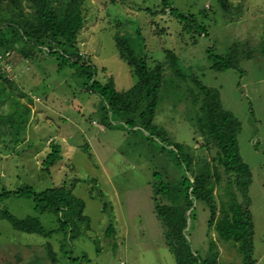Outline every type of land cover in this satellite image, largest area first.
Returning a JSON list of instances; mask_svg holds the SVG:
<instances>
[{
	"label": "rangeland",
	"instance_id": "374dc122",
	"mask_svg": "<svg viewBox=\"0 0 264 264\" xmlns=\"http://www.w3.org/2000/svg\"><path fill=\"white\" fill-rule=\"evenodd\" d=\"M159 1L86 0L87 20L77 39L79 53L95 66L97 79L112 76L116 90L125 91L136 78L119 55L116 36L126 38L137 55L147 56L151 67L164 62L165 50L170 49L177 54L180 67L219 90L223 107L240 122L239 153L252 179L248 190L252 256L261 255L259 264H264V5L260 3L264 0H230L241 4L238 13L244 20L239 24L228 21L218 0H172L173 8L193 14L197 24L206 26L205 35L197 33L195 22L193 29L184 30V23L169 14L170 7L163 10ZM232 44L240 56L239 68L212 69L209 53L225 55ZM4 51L0 47V54ZM9 63L6 72L15 78L18 89L0 105V192L26 186L42 191L65 184L83 200L89 227L81 225L82 233L75 239L65 237L56 231L59 224L54 214L36 212L32 198L12 195L0 202V208L17 218L35 216L47 231L54 232L45 238L17 231L0 219V264H175L154 212L152 191L154 172L168 181L179 177L173 154L147 141L146 132L130 133L120 126L101 124L102 99L83 89L85 79L73 68L58 69L55 60L41 55L36 61H26L13 52ZM163 73L153 122L175 142L187 145L194 160L208 161L211 152L200 147L202 139L187 120V82L175 79L167 64ZM172 80L177 87L170 84ZM29 95L34 101L30 102ZM13 97L19 99L17 108ZM21 104L29 105L30 113L15 138L9 120L17 132L22 112L15 116L23 109ZM50 141L61 145L62 159L47 172L42 163ZM86 144L89 151L84 150ZM209 217V210L198 202L186 228L191 248L204 258L211 240L218 264H242L234 244L208 230ZM46 242L56 261L49 256Z\"/></svg>",
	"mask_w": 264,
	"mask_h": 264
},
{
	"label": "trees",
	"instance_id": "16d2710c",
	"mask_svg": "<svg viewBox=\"0 0 264 264\" xmlns=\"http://www.w3.org/2000/svg\"><path fill=\"white\" fill-rule=\"evenodd\" d=\"M85 1L0 0V47L5 49L0 55L4 63L10 65L13 52L26 61H36L41 55L55 60L58 69L64 65L73 68L77 76L85 79L83 89L101 97V124L105 127L120 126L130 133L146 132L147 141H155L173 154L172 161L180 172L179 177L168 181L154 172L156 178L152 191L154 212L175 264H218V251L213 241L210 240L209 253L203 258L191 248L187 236L186 228L195 216L198 202L210 212L208 230L214 231L222 241H231L242 257V264H255L252 256L254 229L248 195L252 179L251 171L239 153V120L223 107L219 90L204 85L196 75L180 67L177 54L170 49L165 50L164 62H157L151 67L147 56L137 55L126 38L116 36L119 55L132 68L136 83L130 89L118 91L112 76L105 80L97 79L95 66L81 56L78 49L77 39L87 20ZM218 3L229 17V22L240 19V3L235 5L230 0H218ZM158 5L163 10L170 7L169 14L184 23V30L193 29V14L179 12L173 8L172 0H160ZM196 27L199 35L207 32L205 25L196 23ZM209 58L210 67L214 70L239 68L240 56L235 44L225 55L209 53ZM164 64L168 65L175 79L187 82L185 99L190 105L186 112L190 115L187 120L198 138L202 139L200 147L211 152L208 161L205 158L194 160V156L187 151V145L175 142L163 127L153 122L160 101ZM3 67L2 64L0 105L4 98H12L13 92L18 89L14 84L15 78L9 76ZM173 81L170 84L177 87ZM29 97L30 102L34 101L33 96ZM18 100V97L12 99L16 108L20 105ZM21 105L23 109H18L15 116L17 118V113L22 112V124L17 132L13 120H9L15 138L26 126L24 118L30 113L29 105ZM49 145L50 151L42 163L47 172L50 166L62 159L61 145L53 141ZM89 149L86 144L84 150ZM12 195L30 197L34 200L36 212L54 214L59 224L56 231L62 232L65 237L75 239L82 233L81 225L89 227V218L83 214V200L73 195L72 189L65 184L42 191H35L31 186L15 191L3 190L0 202ZM0 219H6L17 231L45 238L51 237L54 232L47 231L37 217L17 218L6 208H0ZM110 230L111 227L108 228ZM46 245L49 256L56 261L51 244L46 242Z\"/></svg>",
	"mask_w": 264,
	"mask_h": 264
},
{
	"label": "crops",
	"instance_id": "0c3cea01",
	"mask_svg": "<svg viewBox=\"0 0 264 264\" xmlns=\"http://www.w3.org/2000/svg\"><path fill=\"white\" fill-rule=\"evenodd\" d=\"M260 3L262 4V6L264 5V2H260ZM263 7H264V6H263ZM243 10H244V11H243V14H244V13H245V8H243ZM259 11H260V13L263 14V10H259ZM263 16H264V15H263ZM243 20H244V19H241V18H240V20L236 21L235 23H238V24H239V23H242ZM261 258H262L261 255H260L259 258H256V259H255V264H259V261H260Z\"/></svg>",
	"mask_w": 264,
	"mask_h": 264
},
{
	"label": "built area",
	"instance_id": "2783aa9c",
	"mask_svg": "<svg viewBox=\"0 0 264 264\" xmlns=\"http://www.w3.org/2000/svg\"><path fill=\"white\" fill-rule=\"evenodd\" d=\"M6 55H7V54H6ZM0 61L4 62V61H3V57H1V55H0ZM3 66H4L3 68H4L5 70H9V69H10V67H9L10 65H9V64H5V63H3Z\"/></svg>",
	"mask_w": 264,
	"mask_h": 264
}]
</instances>
